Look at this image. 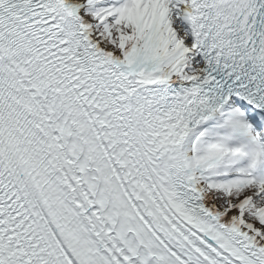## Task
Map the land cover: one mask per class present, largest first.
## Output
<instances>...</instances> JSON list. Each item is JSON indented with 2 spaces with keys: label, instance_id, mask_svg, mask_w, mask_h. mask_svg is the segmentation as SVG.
<instances>
[{
  "label": "snow or ice",
  "instance_id": "1",
  "mask_svg": "<svg viewBox=\"0 0 264 264\" xmlns=\"http://www.w3.org/2000/svg\"><path fill=\"white\" fill-rule=\"evenodd\" d=\"M0 264H264V0H0Z\"/></svg>",
  "mask_w": 264,
  "mask_h": 264
}]
</instances>
